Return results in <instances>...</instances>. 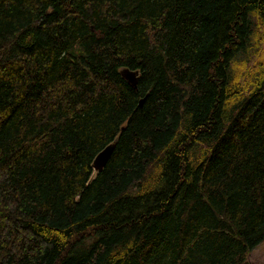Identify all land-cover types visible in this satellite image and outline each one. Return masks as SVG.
<instances>
[{
    "label": "trees",
    "instance_id": "16d2710c",
    "mask_svg": "<svg viewBox=\"0 0 264 264\" xmlns=\"http://www.w3.org/2000/svg\"><path fill=\"white\" fill-rule=\"evenodd\" d=\"M259 39L264 0H0V264H251Z\"/></svg>",
    "mask_w": 264,
    "mask_h": 264
},
{
    "label": "rangeland",
    "instance_id": "374dc122",
    "mask_svg": "<svg viewBox=\"0 0 264 264\" xmlns=\"http://www.w3.org/2000/svg\"><path fill=\"white\" fill-rule=\"evenodd\" d=\"M246 57H249L248 66L249 69H254L257 66L258 60H263L264 57V39L260 40L257 44L255 41H251L246 52H240L234 63L243 61ZM237 71V69L235 70ZM247 260L251 264H264V241L258 244L247 253Z\"/></svg>",
    "mask_w": 264,
    "mask_h": 264
},
{
    "label": "water",
    "instance_id": "95a60500",
    "mask_svg": "<svg viewBox=\"0 0 264 264\" xmlns=\"http://www.w3.org/2000/svg\"><path fill=\"white\" fill-rule=\"evenodd\" d=\"M121 75L130 83L133 87H136V79L138 70L130 69L128 67H123L121 70ZM143 97L139 99V104L142 103ZM114 149V143H108L101 150H99L92 160V168L95 172L101 170L107 163L111 153Z\"/></svg>",
    "mask_w": 264,
    "mask_h": 264
}]
</instances>
